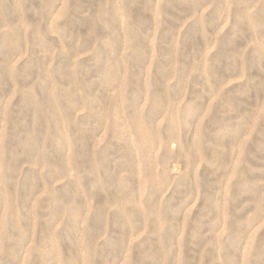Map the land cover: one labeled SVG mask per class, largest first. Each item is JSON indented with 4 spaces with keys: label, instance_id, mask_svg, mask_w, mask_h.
<instances>
[{
    "label": "rangeland",
    "instance_id": "1",
    "mask_svg": "<svg viewBox=\"0 0 264 264\" xmlns=\"http://www.w3.org/2000/svg\"><path fill=\"white\" fill-rule=\"evenodd\" d=\"M0 264H264V0H0Z\"/></svg>",
    "mask_w": 264,
    "mask_h": 264
}]
</instances>
